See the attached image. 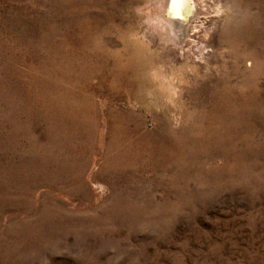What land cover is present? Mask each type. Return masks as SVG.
<instances>
[{
	"label": "rangeland",
	"instance_id": "obj_1",
	"mask_svg": "<svg viewBox=\"0 0 264 264\" xmlns=\"http://www.w3.org/2000/svg\"><path fill=\"white\" fill-rule=\"evenodd\" d=\"M199 1L180 48L142 0H0L1 249L47 220L0 264H264V0Z\"/></svg>",
	"mask_w": 264,
	"mask_h": 264
},
{
	"label": "bare ground",
	"instance_id": "obj_2",
	"mask_svg": "<svg viewBox=\"0 0 264 264\" xmlns=\"http://www.w3.org/2000/svg\"><path fill=\"white\" fill-rule=\"evenodd\" d=\"M218 2H219L218 0H214V3H212L210 5L211 8L213 9V11H218L219 9H222V5L221 4L218 5ZM178 3L181 4V7L179 9H173L172 8V0H142L141 4H138L139 6L138 7L136 6V7L138 8V11L140 12V14H142L141 17L145 18L143 26H148V27L154 29V31L156 30L158 33H160V36H162L165 39L166 43L171 42L175 46H177V47L179 46L180 48H183L181 46V44L184 42L185 38L190 36L189 30L192 27H197L196 24L191 26V23L193 21L197 22L199 20V19H197L198 16L203 13V10L207 11L208 6H206L205 2L204 3L202 2L203 4L200 3L199 0H178ZM188 10L190 11L191 15H190V17L186 18L185 15H186V12ZM183 13H184V16H183ZM131 36L135 40H139L140 42L143 43V40L140 39V36L137 34V31L132 32ZM185 44H187V43H185ZM248 62H250V61L247 60L246 64ZM149 68L153 69L152 67H149ZM67 109L69 111L67 113V116L68 115L71 116L72 110L70 108H67ZM52 130H54V129H52ZM42 161H45V162L42 165L38 164V167H40V168H44L43 165L46 162H48L47 159H43ZM54 161H55L56 167L59 169V172H57V173H60V170L63 169L61 159L57 158L56 160L54 159ZM50 164H52V163L50 162ZM45 167H46V165H45ZM51 169H53V168H51ZM30 172H31V170H30ZM32 175H33V173H32ZM15 176H16V174H15ZM22 182H24L23 179H22ZM2 184H4V183H1V185ZM0 190H1V188H0ZM6 192L7 193H4L5 194L4 196H8L10 199L13 200L15 205H18L20 202V196L18 194H16L14 192V190L11 188L10 189L7 188ZM45 224H47L46 219L42 220L40 218H33V220H25V221H23V223L16 224L13 227L9 226L8 233L11 234L10 235V241L8 242V244L5 245L4 249H1L2 247H0V249H1L0 251H2L0 253V263L5 260V259H1V258L9 257L14 250H20L22 247H26V246L31 245L33 243V240L37 237L39 238L41 236V233H43V228H44Z\"/></svg>",
	"mask_w": 264,
	"mask_h": 264
},
{
	"label": "snow or ice",
	"instance_id": "obj_3",
	"mask_svg": "<svg viewBox=\"0 0 264 264\" xmlns=\"http://www.w3.org/2000/svg\"><path fill=\"white\" fill-rule=\"evenodd\" d=\"M181 7V4L178 3V0H172V8L173 9H179Z\"/></svg>",
	"mask_w": 264,
	"mask_h": 264
},
{
	"label": "water",
	"instance_id": "obj_4",
	"mask_svg": "<svg viewBox=\"0 0 264 264\" xmlns=\"http://www.w3.org/2000/svg\"><path fill=\"white\" fill-rule=\"evenodd\" d=\"M184 13H185V12H184ZM184 13H183V16H184ZM190 15H191V14H190V11L188 10V11L186 12V15H185V16H186V18H188V17H190ZM184 19H185V18H184Z\"/></svg>",
	"mask_w": 264,
	"mask_h": 264
}]
</instances>
